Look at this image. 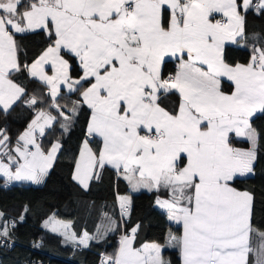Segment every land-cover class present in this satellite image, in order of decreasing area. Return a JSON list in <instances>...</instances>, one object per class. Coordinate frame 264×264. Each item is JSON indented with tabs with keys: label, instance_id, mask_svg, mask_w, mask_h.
<instances>
[{
	"label": "snow or ice",
	"instance_id": "obj_1",
	"mask_svg": "<svg viewBox=\"0 0 264 264\" xmlns=\"http://www.w3.org/2000/svg\"><path fill=\"white\" fill-rule=\"evenodd\" d=\"M253 12L264 16V0H0V112L18 102L37 109L14 145L0 128L5 185L43 183L62 145L46 150L38 137L58 117L70 132L86 106L72 180L87 191L110 169L132 192L164 191L155 207L182 227L163 242L136 246V224L99 264H172L168 248L177 250L179 264H264L254 194L237 187L254 175L261 133L253 118L264 114V33L249 31ZM38 30L48 46L22 63L17 34ZM233 46L247 52L245 62L233 59ZM16 73L38 81L46 96L29 95ZM65 94L69 101L61 104ZM45 101L48 110L39 108ZM234 138L248 147H235ZM116 201L121 220L130 218L131 195ZM28 211L25 205L12 220L0 211V246H10ZM107 220L95 235H77L70 222L51 217L44 226L88 248L119 227Z\"/></svg>",
	"mask_w": 264,
	"mask_h": 264
},
{
	"label": "trees",
	"instance_id": "obj_2",
	"mask_svg": "<svg viewBox=\"0 0 264 264\" xmlns=\"http://www.w3.org/2000/svg\"><path fill=\"white\" fill-rule=\"evenodd\" d=\"M247 26L250 32L264 33V16L250 13L247 17ZM17 42L21 62L29 63L49 41L47 34L38 30L17 34ZM233 49V59L245 62L247 52L237 50L235 46ZM13 78L16 83L26 87L29 95L46 96V89L38 81L28 78L26 74L16 73ZM76 98L71 97L73 100ZM68 101L69 97L65 94L59 102L65 104ZM170 102L174 103V98ZM47 105L48 101H45L39 104V108L48 110ZM36 111L37 109H30L18 102L7 114L0 112V128L7 129L13 145ZM52 114L56 115L55 110H52ZM88 117L89 112L85 106L70 132H63L58 117L57 122L46 129L45 135L38 137V142L46 150L56 141H60L62 145L43 183L13 181L5 185L4 178L0 176V211L12 220L22 213L25 205L29 208L25 220L17 223L12 234V242H8L10 246H0V264H33L38 261H48L50 264H99L100 255L114 253L121 235L136 224L140 225L136 246L145 241L163 242L169 231L180 234L181 227L170 223L163 210L155 207L157 195L166 197L164 191L158 194L144 189L132 192L127 183L118 179L110 169L105 171L101 180H93L87 191L72 180L74 161L84 139ZM253 126L261 133L254 175L240 178L237 187L254 194L253 219L260 226L264 225V114H256ZM233 143L234 146H248L239 138H234ZM92 146L98 147V138ZM117 194L132 197L131 216L124 221L119 215ZM51 214L69 220L71 230L77 235H82L84 231L95 235L98 226L107 225V217L117 221L119 227L99 241H91L88 248L77 249L73 243L65 242L63 235L52 232L43 225L44 220ZM164 256L170 259L172 264H179L177 250L168 248Z\"/></svg>",
	"mask_w": 264,
	"mask_h": 264
},
{
	"label": "rangeland",
	"instance_id": "obj_3",
	"mask_svg": "<svg viewBox=\"0 0 264 264\" xmlns=\"http://www.w3.org/2000/svg\"><path fill=\"white\" fill-rule=\"evenodd\" d=\"M35 116V115H34ZM34 116H33V118H34ZM32 118V119H33ZM53 218L54 220H57V221H62V222H64V223H69V220H67V219H64V218H61V217H58V216H56L55 214H51V215H49L45 220H48L49 218ZM45 220H44V222H45ZM44 222H43V225H44ZM47 228H49L50 229V227H47ZM63 231V229L61 228V232ZM69 231L71 232L72 230H71V228L69 229Z\"/></svg>",
	"mask_w": 264,
	"mask_h": 264
},
{
	"label": "crops",
	"instance_id": "obj_4",
	"mask_svg": "<svg viewBox=\"0 0 264 264\" xmlns=\"http://www.w3.org/2000/svg\"><path fill=\"white\" fill-rule=\"evenodd\" d=\"M47 46H48V45H47ZM47 46H46V47H47ZM46 47H45V48H46ZM45 48H43V49L41 50V52H42ZM41 52H40V53H39L34 59H36V58L41 54ZM34 59H33V60H34ZM33 60H32V61H33ZM32 61H30L29 64H30ZM31 120H32V119H31ZM30 122H31V121H30ZM26 128H27V127H25V128L21 131V133H22ZM239 139H242V138H239ZM50 147H51V146H50ZM50 147H49V148H50ZM235 147L246 148V147H243V146H235ZM247 147H248V146H247ZM3 159H5V162H7L6 158H3ZM23 182H29V181H23ZM30 183H31V182H30ZM240 190H244V189H240ZM160 197H161V198H166V197H163V196H160ZM180 227H181V226H180ZM181 231H182V227H181ZM119 240H120V239H119ZM145 242H152V241H145ZM145 242H143V243H145ZM143 243H141V244H143Z\"/></svg>",
	"mask_w": 264,
	"mask_h": 264
},
{
	"label": "built area",
	"instance_id": "obj_5",
	"mask_svg": "<svg viewBox=\"0 0 264 264\" xmlns=\"http://www.w3.org/2000/svg\"><path fill=\"white\" fill-rule=\"evenodd\" d=\"M120 239V238H119ZM9 243L10 242H12V240H10V241H8ZM75 247L77 248V249H80L82 246H77V245H75ZM101 256V255H100ZM32 264V263H31ZM33 264H50L48 261H38V262H33Z\"/></svg>",
	"mask_w": 264,
	"mask_h": 264
}]
</instances>
